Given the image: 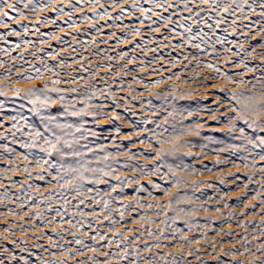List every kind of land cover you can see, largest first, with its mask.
Here are the masks:
<instances>
[{
    "label": "rangeland",
    "instance_id": "1",
    "mask_svg": "<svg viewBox=\"0 0 264 264\" xmlns=\"http://www.w3.org/2000/svg\"><path fill=\"white\" fill-rule=\"evenodd\" d=\"M242 25H239V30L243 33L242 43L245 50L252 51L251 46L264 43V33H261L257 26L255 29H245ZM127 46L128 43L120 44V47L124 49ZM94 51L95 55H99V52ZM262 51L264 49L257 47L253 55H243V59L250 67L264 63V59H261L259 55ZM111 55L109 61L105 60L106 63H110L106 69L103 67L106 63L101 58L93 56L85 61L88 66L87 72L69 69V72L60 74L59 78L62 81L59 84L53 85L49 83L48 78H41L36 80L38 84L33 86L43 88L47 84L49 89H61L60 94L67 97L68 103L71 104L75 99L76 106L79 108L83 104L78 94L86 92L85 85H93L96 89L106 90L105 98L92 100L93 105L99 103L108 105L105 110L110 116L113 114V101L120 105L119 108H115V113H118L121 119L115 123L101 119L95 126L92 123L85 125L98 132V136L90 137L87 143L92 147L104 148V152L97 153L98 155L113 153L109 160L119 162L114 165L118 169L117 175L122 178H138V180L132 184H125L123 192L119 188L109 191V184L117 183L114 178H107L109 184L86 185L93 188V191L84 197V203L79 206V211L86 213L83 217L77 214L78 210L73 207L79 203L75 193L70 189H61L57 185L54 179L57 176L56 170H49L47 164L43 167L36 165V158L56 162L55 155L49 158L40 150L44 146L43 141H40V146L35 148L21 147L22 144L31 142L28 135L29 128L23 127L25 122L43 130L39 117L29 111L32 105L14 97L15 88L23 91L31 86L10 82L27 75L29 69L24 68L22 63L16 60H12L8 65L0 66V88L7 91L6 97L0 96V104H3V111L0 112V123L3 127H0V134L6 137L0 139V259H3L5 264L9 262L24 264V260H28L29 264H38L39 256L46 261L66 260L67 264L88 261V264H91L88 258L96 254L76 245L75 239L81 238L85 244L93 245L102 252L118 253L120 249L116 248L115 243L108 247L105 241H100L99 238L93 241L90 238L96 235L93 229H98L101 235L113 240V233L109 229L115 228L117 233L126 235L131 241L128 244L130 249L133 247L141 249L139 253L141 258L155 256V259L160 261L163 257L169 261L175 259L177 264H218V261L224 264H258L264 259V251L259 250L264 245V202H262L264 201V186H262L264 172L258 171L259 168L264 167V161L259 158L260 149L241 150L244 141L237 138L240 133L229 132L226 118L236 114L227 111L231 102L227 101L226 96L239 92L264 94V83L254 78L260 75V69L257 68L255 73L236 75L231 67L234 57L201 55L197 50L188 47L185 50L187 59H184L177 68L180 72L176 80L177 87L173 88L170 82L166 81L149 88L147 83L151 79L148 73L150 70L141 68L142 61H139L138 54L133 53L131 56L135 59H128L124 55L116 56L112 49ZM148 60L149 58L143 64ZM204 61L216 63L224 74L232 77L233 81L246 80L249 84L228 83L225 76H216L213 71L204 68ZM73 75L83 78L72 83L67 82V79ZM73 88L76 92L71 91ZM221 89L227 91L222 92ZM87 91L90 93L91 89ZM108 93L111 95L108 96ZM49 94L55 101L49 111L54 114L61 112L62 106L57 93ZM220 103H223V107H219ZM171 108L177 110V118L171 120L173 123L167 118V111ZM217 108L219 110L214 111ZM14 115L26 118V121H21L18 125L21 129L19 131L12 127L14 122L9 119ZM67 119L75 122L78 118L68 117ZM144 121H150L147 124L149 130L155 129L156 132L163 133L165 137L169 135L170 130L174 131V128H169L170 125H179L175 128V135L180 141L176 142H188L189 147L178 148L174 156L170 155L166 157V160L172 165L183 161L189 167V172L175 170L176 176L182 181H187L186 185L179 188L173 187L172 176L168 174L167 168L160 170L164 174L163 179L160 174L145 176L136 170L138 165L151 169L153 165L160 163L155 159L159 153L154 152L153 149L170 146L157 145L156 137L150 131L144 130ZM259 122L264 124V119ZM157 124L163 127L156 128ZM117 127L120 129L119 135L115 130ZM237 127L244 128L248 136H264V132H253L242 122L237 123ZM164 128L169 129L164 132ZM181 129L184 130L183 133ZM196 129L199 130L200 135H195ZM137 133L139 136L136 135ZM146 138L152 140L151 145L139 142ZM6 147L11 151H6ZM129 149L135 154L131 158ZM141 153L151 158L146 160ZM241 157H248V159L244 160ZM248 162L254 163L256 167H244L243 165ZM25 168L28 172L23 171ZM48 171L52 172L51 176L48 175ZM39 176H43L44 179H39ZM249 176L252 177L251 182L248 180ZM155 184L166 188L168 195L157 191ZM194 184L200 185L195 191ZM141 186L145 191L137 194L135 189ZM96 189L103 194V200L117 197L110 205V213L102 211V200L100 203L93 200V197L96 200L101 199L96 195ZM61 192L63 195L49 198L50 194ZM185 195L191 199L179 205L186 209L184 213L169 211L167 215H164L163 211L156 207L157 205L167 206L173 197L182 198ZM53 200L56 202L54 203ZM66 200L68 212L63 216L65 223L61 224V216L56 213L64 212ZM124 205L129 207L125 208ZM148 205L154 207H148ZM191 209L196 210L193 212ZM121 211L125 213L123 217L120 215ZM171 216L179 217L175 224L168 219ZM53 217H55L54 222H52ZM111 219H115L118 223L111 224L109 222ZM68 220H71L73 224L83 220L84 225L78 230L71 227L66 222ZM163 220L168 221L169 227L161 223ZM158 229H164L163 235L168 238L160 240L149 235L151 231L159 236ZM173 229L182 230L185 240L191 243H185L179 238L173 239ZM73 232L76 233V237H73ZM115 239H120V236L117 235ZM158 243L161 247H154ZM57 244L64 249H79L84 252V255H76L72 258L62 253L61 248L55 247ZM146 247H151V252L144 251ZM225 253L228 255H224ZM13 256L15 260L12 259ZM97 259L100 261L111 259V264H128L127 260L121 261L119 255L97 256Z\"/></svg>",
    "mask_w": 264,
    "mask_h": 264
},
{
    "label": "snow or ice",
    "instance_id": "2",
    "mask_svg": "<svg viewBox=\"0 0 264 264\" xmlns=\"http://www.w3.org/2000/svg\"><path fill=\"white\" fill-rule=\"evenodd\" d=\"M96 3H99V0H95ZM120 3L123 5L127 2V0H111V3L116 4ZM184 4V9L187 11H191L189 8V3L195 4H205L208 6L209 9L215 11L216 15H220L222 17L227 15L236 16L237 12H239L240 16L242 18L248 19V24L245 25L247 28H251L254 25L260 26V32L264 33V0H259L257 3L256 0H182ZM55 3V0H0V26L4 25L5 18L7 20H15L16 18L19 19H26L25 13L22 11L23 9H28L33 14L38 13L40 11H43L46 9V7H50ZM77 4L82 3V0H76ZM144 3L150 4L153 6H159L163 10L167 11V8L174 7L173 4H169L168 0H144ZM132 9L131 13L128 12L127 9L121 7L120 8V14L115 17H110L113 21L120 20L123 15H131L132 13L139 12L144 14V19L148 20L150 19L151 14L159 15L158 13L154 12L153 8H145L140 3L139 0H132ZM69 9L72 11H75V6L71 3L68 5ZM245 7L249 9V12H245ZM7 8L9 11H5L4 9ZM221 8H223V12H221ZM260 9L259 12H257V9ZM54 12H56L59 15H67L69 17V20L71 21L69 23L70 28H74L76 26V21L71 19V12L65 13L64 8H53ZM200 11H204V9H201ZM10 12L15 13V16L10 15ZM249 13L252 15H257L259 17L258 20H251L249 18ZM105 15L107 14V10H105ZM94 15H100L99 13H94ZM194 15H199V13H195ZM84 19H88V17H84ZM164 21V24L167 25L168 23H171V18H162ZM183 19V17H182ZM143 21H141L142 23ZM38 23H56L55 20H48L45 18L44 20L38 21ZM197 24L200 23L199 20L196 21ZM217 25L223 23L222 20L215 21ZM236 21L235 19L230 21L227 25V27H232L235 25ZM179 27L183 28L185 32L188 33L186 42L189 44L190 47H195L197 49L203 50L201 48V44H211L213 47L216 43L223 44L225 42L224 39L217 37L215 41H211L209 39L208 33L205 32H199L194 33L192 31V28L190 25L187 24H180ZM209 28L212 27V25H208ZM25 32L28 31L27 27H24L23 29ZM37 31H39L37 29ZM153 31H158V29H153ZM169 32H172L173 29L169 28ZM133 35H136L138 33L137 29L132 30ZM8 35H16L15 30H12L8 33ZM177 35H180L177 33ZM53 36L50 35L49 39H52ZM119 39V38H117ZM164 39H169L168 36H164ZM193 40H198L199 43L192 44ZM62 42V41H61ZM25 43H29L28 41H25ZM228 43H232L231 41H228ZM247 43V41H245ZM19 47V45H17ZM139 47V45H137ZM175 47V45H173ZM244 45L241 44L238 46V48H243ZM252 51H248L247 49L244 51L243 55H253L255 53L256 48L259 47L261 49H264V43H259L257 45L251 46ZM153 52L156 51V49H152ZM225 51H231V49H225ZM237 53H233V55H237ZM124 55H127L126 53ZM261 59H264V51L259 53ZM132 59H135L133 57ZM187 59V57H185ZM2 66V65H0ZM238 67L245 68L248 72L255 73L257 71V68L260 69V75L254 77L261 83H264V63H261L259 65H255L252 67H249L247 62L244 59H241L237 65ZM45 67H49L45 65ZM209 68L213 69L217 73H220L219 68H214L213 65H208ZM50 71H52L51 68H49ZM53 75H59L58 73H55L53 71ZM239 75L243 76L244 73H239ZM43 76V72L41 69H33L30 70L27 75L21 76L19 79L16 80H10L13 84H19V83H32L35 80L41 79ZM83 77H81L82 79ZM10 79V77H9ZM225 80L228 83L231 84H243L248 85L249 81L246 80H240V81H233L231 76H228L225 74ZM60 80H54L52 81L53 84H59ZM159 83V82H157ZM252 87H255V85H252ZM86 92L84 94H78L81 96V103L83 104L82 107H77L75 99H73V102L71 104L68 103L67 97L64 95H61V89L53 88L49 89L47 84L43 86V88H28L26 90H21L20 88L14 89V97L17 99H22L27 101L28 104L32 105V107L29 109L30 112L34 113L36 116L39 117L40 123L42 125L43 130H39L35 125H29L28 123H24L23 127L29 128V137H30V143L22 144L21 147L24 148H35L40 146L39 142L43 141V145L41 147V151L45 153V155L49 158H51L53 155L56 157V162L52 163L50 160H41L40 158H36V165L38 167H43L44 164L48 165V169H55L57 172V176L54 177L57 181V185L61 189L65 190H71L75 193L76 198L79 199V203L73 205L74 208L78 210V213L81 217L85 216L86 213L79 211L80 204L84 203V197L87 196L88 193L93 191V188L86 187V185H101V184H109V180L107 178H114L117 183L115 185L109 184V191H113L117 188L121 192L124 191V185L125 184H132L138 180V178L129 179L127 177H120L117 175L118 169L114 167L118 161L115 160H109V157L113 155V153H105L104 155H98L97 153L104 152V148L102 146L100 147H92L90 146L87 141H89L90 137H97L98 132L85 127L86 124L92 123L93 126L99 124L100 120L105 121H111L112 123H115L117 120L121 119V116L118 113H115V108H119L120 105L114 103V109L113 114L110 116L109 112L105 109L108 107V105L104 103H99L96 105H93L91 103L92 100H100L101 98H105V89H96L93 85H85ZM88 89H91L90 93L87 91ZM72 92H76V89H71ZM222 92H226V89H221ZM50 92L57 93L58 100L61 103L62 111L59 113H52L49 111L51 105L55 103L53 101ZM111 93H108V96H110ZM0 96H7V91L3 88H0ZM219 99V98H217ZM227 101L231 102V106L227 111H230L232 113H235L234 116H228L227 122H228V128L230 133L239 132L240 136L237 137L238 139H241L244 141L243 148L241 150L243 151H251L254 149H260L259 152V158L261 161H264V136L256 135V136H248L245 133V129L241 127H237V123L242 122L245 124L248 128L252 129L253 132H264V124L260 123L259 121L261 119H264V94L257 95L256 93H246V92H239V93H231L226 96ZM151 103V102H149ZM23 107V105H21ZM219 107H223V103H220ZM219 108L215 109L214 111H218ZM3 111V104H0V112ZM169 115H172V113H169ZM68 117H77L78 119L75 122L69 121ZM85 117H89L90 119H86ZM14 123L12 124L13 128H16L18 131L21 130L18 128V125L21 121H26V118L21 115H14L9 117ZM63 120V122H61ZM150 121H144L145 124V131L151 132L153 136L156 137V144L157 145H163L168 144L170 145L169 148H160L156 147L153 149L154 152L159 153L155 159L159 161L160 163L153 165L151 169H146L141 166H136V170L143 173L145 176H150L153 174H160L161 178L163 179L164 174L161 173L162 168L168 169V174L172 176V186L179 188L182 185H186L187 181H182L178 176L175 174V170L179 169L183 172H189V167L181 161L180 163H177L175 165L168 164L166 157L175 154L176 150L178 148H185L189 147L188 142L184 143H177L176 135L174 133L169 134L167 137L163 135V133H158L155 131V129L149 130L147 128V124ZM203 125H201L202 127ZM0 127H3V124L0 123ZM163 126L160 124L156 125V128H162ZM173 128L175 129V125H173ZM117 134H120V129L117 127L116 129ZM164 132H167L168 129L164 128ZM195 135H200V132L198 129L194 130ZM181 132L183 133L184 130L181 129ZM13 135H15L13 133ZM139 136V133L136 134ZM6 137H3L2 134H0V139H4ZM141 144H152V140L150 138L141 139L139 141ZM114 143V141H113ZM250 146V147H249ZM203 147V146H202ZM6 151H11L10 149H7ZM220 151H224V149H220ZM119 154V153H117ZM129 155L130 158L134 156V153H131V150L129 149ZM141 155L144 156V158L150 159L151 157L148 155H144L141 153ZM27 159V157H25ZM241 159L247 160L248 157H241ZM237 166L238 165H234ZM244 167L248 168H255L256 165L252 162L245 163L243 165ZM123 167H127V165H123ZM23 171L28 172V169L25 168ZM194 171V170H193ZM258 171L264 172V167L259 168ZM48 175L51 176L52 172L48 171ZM39 179H44L43 176H39ZM249 182H251L252 177H248ZM31 186V185H30ZM67 186V188H66ZM264 186V185H262ZM155 189L157 191H162L164 195H168V190L166 188H161V185L155 184ZM199 184L193 185V190L195 191L196 188H199ZM145 191L144 187L141 186L139 188L135 189V192L138 194L140 192ZM55 195H63V192L61 193H53L50 194V199H52ZM96 195L100 197V200H96L95 197H93V200L95 202L100 203L102 200V211L104 212H111V203L112 201L116 200L117 197H110L108 200H103V194L96 189ZM191 197H188L185 195L184 197H173L169 200L168 205H157L156 207H159L164 215H167L169 211H174L176 213H184L186 209L179 207L181 203L187 202L190 200ZM55 203L56 201L53 200ZM264 202V201H262ZM68 201H65V208L64 212L57 211L56 215L61 216L60 223H65L63 216L67 214L68 208H67ZM125 208L129 207V205H124ZM148 207H154L153 205H148ZM255 206H253L254 208ZM196 209H191V211H195ZM206 210V209H205ZM124 212L121 211L120 215L121 217L124 216ZM159 215V213H158ZM99 218V217H98ZM143 218V217H142ZM178 216H171L168 219L172 221L173 224L176 223V220L178 219ZM55 221V217H53L52 222ZM71 227L77 228L78 230L83 227L84 221L80 220L77 221L75 224L72 223L71 220L66 221ZM111 224H116L118 221L115 219H111L109 221ZM149 223H153V221H149ZM161 223L165 224L166 227H169L168 221L163 220ZM89 227L91 225L89 224ZM96 232L95 236H91L90 238L93 241H96L97 238H99L100 241H105L106 246L111 247L113 243H115L116 248L120 249V252L118 253H108V252H102L100 249L93 245L85 244L83 239L76 238L75 243L76 245L82 246L84 249H87L90 252L95 253L96 255L89 257L88 260L91 261V264H111V259L100 261L97 259V256H105V257H115L119 255L120 260H127L128 264H177V261L173 259L172 261L166 260L163 257L160 261H157L155 259V256L151 258H141L139 256V253L141 251L138 247L129 248L128 244L131 243V241L128 239L126 235L120 234L116 232L115 228H110L109 231L113 233V240H109L107 236L101 235L98 229H93ZM159 236H157V233L149 231V235H151L154 239H167L168 237H165L163 235L164 229H158ZM177 233H179V236H177ZM57 235H62L61 233H57ZM73 237H76V233H72ZM84 235H87V233H84ZM119 235L120 239H115V237ZM172 238L176 239L179 238L180 240H184L185 243H191V241H187L184 238L183 231L179 229H173L172 230ZM135 239V238H134ZM123 247L121 248V246ZM57 248H61L62 253L70 255L72 258H74L76 255H84V252L79 249H64L61 247V245L57 244L55 245ZM154 247L159 248L161 247V244H156ZM151 247H146L144 251L151 252ZM261 251H264V245L261 246ZM7 251V250H5ZM22 251H27V249H22ZM235 255L236 253H232ZM243 255V253H240ZM31 255V254H30ZM54 255V254H53ZM224 255H228V253H225ZM130 257H132L130 259ZM13 260L16 258L13 256ZM38 264H67V261H56V260H44L43 258L37 257ZM0 264H5V261L3 259H0ZM10 264V262H9ZM24 264H29L28 260H24ZM78 264H88V261H81L78 262ZM218 264H224L222 261H218ZM258 264H264V259L260 260Z\"/></svg>",
    "mask_w": 264,
    "mask_h": 264
},
{
    "label": "bare ground",
    "instance_id": "3",
    "mask_svg": "<svg viewBox=\"0 0 264 264\" xmlns=\"http://www.w3.org/2000/svg\"><path fill=\"white\" fill-rule=\"evenodd\" d=\"M256 2L258 3L259 0H256ZM69 3L75 6V11L69 9ZM139 3L146 9L153 8L154 12L159 15L149 13L150 19L145 20L144 14L135 12L131 15H123L120 20L113 21L110 19V17L121 15V7L131 13L132 0H127L123 5L118 2L113 4L111 0H99V3H96L95 0H82L80 4H77L76 0H55L52 6L46 7L45 10L35 14L22 8L26 19L16 18L10 21L5 18L4 25L0 26V65L5 66L10 64L12 60H16L21 62V65L29 71L39 68L43 72L42 78H48L49 83L53 84L52 81L54 80L62 81L59 78L60 74L69 72V69L87 72L88 66L85 61L93 56L94 58H101L106 63L105 60L109 61L112 56L111 51L114 49L118 57L126 53L129 56H124L132 59L131 54L136 53L139 55L138 59L142 61L140 62L141 68L150 70V72L147 71L151 75L147 87H156L160 83L169 81L171 86L176 88L178 82L176 80L180 74L177 68L186 57L185 50L190 47L186 42L188 33L178 25L187 24L191 26L194 33L201 31L208 33L211 41H215L217 37L225 40L223 44L216 43L214 47L211 44H201L202 51L192 47L194 50H197L201 55L214 57L229 55L234 57L235 60L231 67L236 75L251 73L246 71L245 68L237 66L239 61L243 59L245 50L244 47L238 48L239 45L243 44V33L239 30V25L243 24L242 26L247 29L245 25L248 24V19L242 18L239 12L236 16L227 15L222 17L216 15L215 11L209 9L205 4L193 5L192 3H189L191 11H187L184 9L182 0H168V3L173 4L174 7L167 8V11L158 5L146 4L144 0H139ZM61 7L64 8L65 13L71 12V19L76 21L74 28L69 27L71 21L67 15H59L52 10ZM201 9H204V11H200ZM4 10L9 11L7 8ZM105 10H107L106 15L104 14ZM259 11L258 8L257 12ZM221 12H223V8H221ZM245 12H249L247 7H245ZM94 13L100 15L97 16ZM195 13H199V15H194ZM10 15L15 16L16 14L10 12ZM85 16L88 19H84ZM168 17L171 18L172 22L165 25L162 18ZM45 18L55 20L56 23H38V21ZM249 18L254 21L259 19L257 15L251 13H249ZM222 19L223 23L219 25L215 23V21ZM234 19L236 21L235 25L226 28V25ZM197 20L200 21L199 24L196 23ZM141 21L143 22L141 23ZM208 25H212V27L209 28ZM256 26L260 29L259 25H254L249 29H255ZM24 27H27V32L23 30ZM169 28L173 31L169 32ZM133 29L138 30L136 35H133ZM153 29H158V31H153ZM12 30H15L16 35H8ZM177 33L180 35H177ZM50 35L53 36L52 39H49ZM164 36H168L169 39L165 40ZM25 41L29 43H25ZM228 41L232 43H228ZM123 43H128L127 48L120 47V44ZM196 43H199V41H192V44ZM226 48L231 49V51H225ZM91 49L99 52V55H95V51ZM152 49H156V51L153 52ZM237 52L239 54L233 55ZM148 58V62L143 64ZM109 64L106 63L103 67L106 69ZM45 65L49 67H45ZM203 65L204 68L213 71L216 76H225L223 70L217 73L208 67V65H213L214 68H219L216 63L204 61ZM53 71L59 75H53ZM80 77L79 75H73L67 79V82L79 81L81 80ZM24 84L33 88L38 83L35 80L32 83ZM176 111L175 108L168 109L167 118L169 121L177 118ZM169 113H172V115H169ZM171 123L173 122L171 121ZM178 126L175 125V128ZM169 128L173 129V125H170ZM172 133L175 134V129L173 132L169 131V134ZM178 140L177 138L176 141Z\"/></svg>",
    "mask_w": 264,
    "mask_h": 264
}]
</instances>
